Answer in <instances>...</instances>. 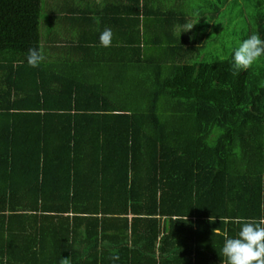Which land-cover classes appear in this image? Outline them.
Here are the masks:
<instances>
[{"label": "trees", "instance_id": "16d2710c", "mask_svg": "<svg viewBox=\"0 0 264 264\" xmlns=\"http://www.w3.org/2000/svg\"><path fill=\"white\" fill-rule=\"evenodd\" d=\"M216 2L191 34L138 33L90 69L65 60L91 47L44 58L41 0H0V264H226L225 234L264 215V57L231 66L241 40L264 39V0H245V30L206 61Z\"/></svg>", "mask_w": 264, "mask_h": 264}, {"label": "crops", "instance_id": "0c3cea01", "mask_svg": "<svg viewBox=\"0 0 264 264\" xmlns=\"http://www.w3.org/2000/svg\"><path fill=\"white\" fill-rule=\"evenodd\" d=\"M190 1L41 0L39 32L44 58L49 63L61 62L58 59L62 56L77 59L80 56L74 53L91 47L88 51L97 54L88 56L92 60H65V66L80 65L90 69L115 67L118 65V61L114 60L115 53L119 52L123 43L136 40L138 33L141 40L142 37L153 40L156 36L166 38L173 37V34H191L195 23L191 29L187 28L198 17L188 14ZM160 12L163 15L158 16ZM165 15L169 16L170 21L164 25ZM181 18H184L185 23H180ZM105 28L112 32V41L108 47H102L99 43L100 33ZM102 57L103 61H100Z\"/></svg>", "mask_w": 264, "mask_h": 264}, {"label": "clouds", "instance_id": "9594fccd", "mask_svg": "<svg viewBox=\"0 0 264 264\" xmlns=\"http://www.w3.org/2000/svg\"><path fill=\"white\" fill-rule=\"evenodd\" d=\"M193 25H189L191 29ZM112 41L111 29L105 28L99 36L102 47L110 46ZM232 68L237 71L247 70L259 58L264 57V39L258 34H251L241 40L232 49ZM27 63L37 67L43 60L38 48H29L26 54ZM264 211V203L260 205ZM240 228L235 236H227L223 240L221 253L226 258V264H264V215L256 220H238ZM119 259L118 254H113L112 260Z\"/></svg>", "mask_w": 264, "mask_h": 264}, {"label": "rangeland", "instance_id": "374dc122", "mask_svg": "<svg viewBox=\"0 0 264 264\" xmlns=\"http://www.w3.org/2000/svg\"><path fill=\"white\" fill-rule=\"evenodd\" d=\"M211 1L217 3V0H191L188 3V8L190 9L188 10V14L194 16V18L198 17V19H193V21L190 22L191 25H193V23L202 24L205 18L199 17V9L204 12L207 11L206 9L209 11L208 2ZM231 1L232 0H228L223 13L219 14V16L215 14L213 17L214 19L212 20L209 18L211 23L208 28L209 37L211 36L210 40L213 39V36L218 39L213 42H210L209 40L206 42L205 48L201 54L203 60L212 61L218 57H224L225 54L230 52L232 44L236 42L233 37H235L236 34H239V32L242 33L245 30V28L240 29V25L245 24V0H240V3L237 5H233ZM196 7L197 10H195ZM205 15L209 16L210 14L209 12H205Z\"/></svg>", "mask_w": 264, "mask_h": 264}]
</instances>
